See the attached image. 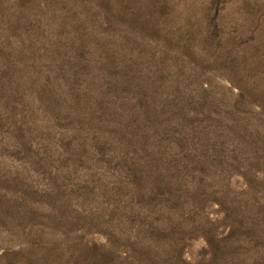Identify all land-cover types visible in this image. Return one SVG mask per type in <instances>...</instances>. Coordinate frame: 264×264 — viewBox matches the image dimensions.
<instances>
[{
    "label": "rangeland",
    "instance_id": "374dc122",
    "mask_svg": "<svg viewBox=\"0 0 264 264\" xmlns=\"http://www.w3.org/2000/svg\"><path fill=\"white\" fill-rule=\"evenodd\" d=\"M0 264H264V0H0Z\"/></svg>",
    "mask_w": 264,
    "mask_h": 264
}]
</instances>
